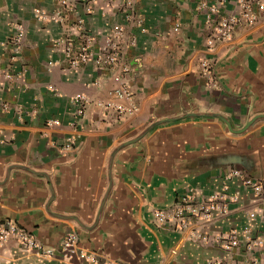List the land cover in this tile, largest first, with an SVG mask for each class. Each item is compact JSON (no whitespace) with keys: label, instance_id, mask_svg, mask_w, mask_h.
I'll use <instances>...</instances> for the list:
<instances>
[{"label":"crops","instance_id":"crops-1","mask_svg":"<svg viewBox=\"0 0 264 264\" xmlns=\"http://www.w3.org/2000/svg\"><path fill=\"white\" fill-rule=\"evenodd\" d=\"M253 9V23L210 49L239 0H110L92 12L83 1L0 0V223L47 246L76 233L86 253L42 257L10 239L0 264H264V244L249 247L264 237V199L246 184L264 180V10ZM118 24L114 64L65 68L68 45L91 35L96 51ZM189 191L196 202L224 193L228 213L158 224L153 209Z\"/></svg>","mask_w":264,"mask_h":264},{"label":"built area","instance_id":"built-area-1","mask_svg":"<svg viewBox=\"0 0 264 264\" xmlns=\"http://www.w3.org/2000/svg\"><path fill=\"white\" fill-rule=\"evenodd\" d=\"M76 1H83L87 11L92 12L97 5H104L110 0H58V2L68 9H73ZM131 4L133 0H126ZM225 0H222L224 2ZM205 4V3H203ZM240 12L237 14L224 15L217 21L213 33L207 39L208 48L212 49L220 40H228L232 38L234 29L239 24H251L257 18V12L253 9V5L257 4L260 10H264V0H239ZM217 6H212L211 10L216 11ZM211 15H209V18ZM61 12L52 16L54 20H63ZM25 35V27L23 24L17 25V32L13 37V46L16 53L20 52L23 38ZM124 37V26L118 24L113 31L106 37L103 44L94 50L95 38L91 35L84 36V43L75 50L68 45L66 48L67 64L66 69H72L95 61L100 65L114 64L121 52V40ZM201 70L210 77L213 84H216L213 69L214 63L210 57L201 59ZM77 99H85V96H78ZM82 113V110H78ZM60 123L59 120L49 121L50 125ZM73 143V138L67 146ZM238 174L236 170L234 172ZM246 184L250 185L257 196L264 199V180L247 179ZM195 195L192 192H186L173 205L166 208H154L153 217L158 224H166L174 222L176 227L184 229L191 221L192 217L199 219H211L217 215H224L229 211L228 197L224 193L215 194L205 201L196 202ZM233 200L237 196H233ZM251 216H255V212L251 211ZM247 232V230H246ZM15 239L20 245L34 251L42 257H53L58 253L66 257H72L76 253L86 256V253L76 248L78 236L76 233H69L58 246H47L37 239L33 234L27 231L13 220H6L0 223V246L4 245L8 240ZM226 243L227 248H231L238 244L237 232L233 231ZM264 244V237L251 239L249 247L261 246ZM207 264H224L222 260H209Z\"/></svg>","mask_w":264,"mask_h":264}]
</instances>
